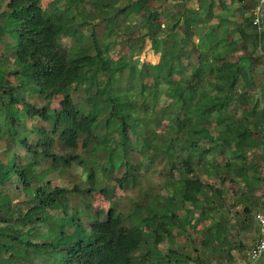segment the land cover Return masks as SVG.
Here are the masks:
<instances>
[{"label":"trees","instance_id":"1","mask_svg":"<svg viewBox=\"0 0 264 264\" xmlns=\"http://www.w3.org/2000/svg\"><path fill=\"white\" fill-rule=\"evenodd\" d=\"M146 1L130 0L129 3L119 8L112 18L116 17V13L126 16L129 13H137L141 8L148 11V7L145 5ZM102 4L104 5L101 7L106 6V2H102ZM149 11L148 15L151 19L145 22L146 35L152 44H155L154 39L160 31V26L155 22L157 12L150 9ZM0 16L3 20L15 24L7 30L11 39L6 43V46L12 49L13 54V67L7 75L14 77L15 81L10 82L5 75H0V112L5 111L7 107L13 109L14 116L10 118L8 126L10 134L14 133L12 130L14 124L15 126H26L25 120L17 118L16 113L23 106L26 107L27 118H37L46 124L45 127L30 126L29 130L37 136L34 143H31L26 137L21 138L19 143L23 145L26 153L50 159V162L55 166H79L85 171L87 170L88 187L78 189L73 186L71 189L74 192L87 196H91L95 192L102 195L107 194L105 188L99 186L95 180L96 168L101 169L102 172H106L107 169L104 168L103 162L96 163L90 157L86 155L84 157L80 152L63 155L53 153L51 150L53 141L59 140L65 148L73 150L78 148L77 138L82 135L81 148L84 149L89 140L95 143L107 140V136L110 134L100 132L99 129L102 126L106 127L107 123L111 122V126L114 125L122 137L131 132L139 137L142 150L152 149L148 156H151L153 160H164L169 171L177 167L184 168L185 175L178 176L173 180L174 193L180 204H193L201 201L207 211L204 212L203 209H200V214L212 216L216 214V206L223 203L222 191L219 188L211 186L199 177L186 175L192 172L190 168L192 157L189 152L193 151L196 156L206 160L220 156L221 161L218 163L215 159L214 165L222 163L223 172L219 175L221 185L227 183L231 186L228 190L245 201L246 211L253 213L262 206L261 198L255 196L252 186H248L249 182L256 178L254 176L257 173L250 175L247 171L251 170L252 172L254 169L258 171L260 163L264 159V149L261 152L257 146L258 142H264V138L260 134L264 118V105L258 106L254 102L248 106V101L251 98L247 91L248 88H251L250 73L247 71L239 76L236 72L237 68L234 72H229V62L225 60L227 55L214 57L198 54L197 63L192 66L193 76L197 79L200 76L199 71L202 70L213 77V81H206L212 91V96L209 95V90L199 88L198 81L196 83L188 82L187 93L184 92V88L180 87L165 89L163 96L166 100L163 99L157 106L154 86L158 83L159 74L162 73L168 77L178 67V61L175 65L172 64L178 54L172 52L171 46L167 48L165 56L162 55L159 69L155 64L148 63H141L139 68L134 64L126 67L120 62L113 63L109 60L104 54V50L96 43L93 34L86 40H81L82 33L74 35L76 26L81 24H76L71 18L54 12L46 13L40 6L39 0H7ZM193 19V16H188L183 20L184 35H188V32L194 29V26L191 25ZM252 25H250L254 33L252 39L259 36V39L264 41V32L261 30L260 35L257 34L256 26ZM166 27H168L167 24L161 28L167 29ZM174 27L173 23L168 29ZM1 29L0 37L4 32ZM62 36H69L75 42L80 40L81 42L78 45L73 43L70 46H63L59 42ZM194 44L196 43L194 42ZM199 44L200 42L196 46H200ZM232 47L235 45L232 44ZM239 49L243 51L246 48L241 44ZM244 57L241 55L239 60ZM246 57L249 60L248 68L251 70L259 60L252 58L251 55H246ZM92 63L97 65V71L88 77L82 75L81 69ZM149 71L154 72V75L151 84L143 92L138 81L143 77H148ZM134 79L138 80L136 84ZM237 79L242 80V89L234 99V107H228L226 106V95ZM79 86L85 88L81 102L75 101L70 95V91ZM92 86L94 87L93 91H91ZM252 90L255 91L254 88ZM129 91H134L139 95V108L143 115L138 118L132 115L136 101L129 97ZM120 93L121 97L118 96ZM26 96H39L47 101L56 100L59 108L48 111L45 106L38 107L29 103ZM169 97H171L170 100ZM193 100L202 103L200 111L202 118L213 115L216 126L223 124L221 129L217 130L216 135L212 136L213 142L206 147H199L198 142L202 135L208 133L207 128L190 118L189 108ZM115 102L116 108L120 106V102L123 103L125 114L118 112L115 114L116 112L112 111L115 108ZM106 105H112V110L109 113L104 111ZM226 108H230L232 111L239 109L241 122L237 118H231L225 124L226 121L223 117ZM147 112H150L148 117L145 116ZM101 116L104 120L103 125L100 121ZM109 116L112 118L110 121ZM154 129H157V132ZM246 147H253L254 151L248 154V149L245 150ZM17 157L20 159L19 156H12L11 168L8 167L7 174L5 173L7 176L11 174V172L8 173L10 169H13V173L17 171L15 169ZM120 164L126 167L127 161L122 160ZM32 165V160L27 161L20 167V171L18 170L19 173H22L20 179H24L22 186L26 185L27 189L29 187L26 176L31 171ZM232 174L235 176H231ZM127 180L132 181L129 166L120 177L116 178V182L118 186H121ZM238 184L246 186L244 185L245 187L241 189L237 187L234 190L232 187L238 186ZM206 190L209 192L208 195ZM29 191L32 193L26 198L25 205L28 204L27 207L20 216L18 215L19 221L31 224H50L54 222V218L57 221L65 218L68 209L64 196L68 190L65 187L52 185L46 181L43 186L38 184ZM166 198L172 199L171 197ZM136 206L137 204L134 205L137 214L128 223L124 221L120 213L110 207L105 219H91L87 232L80 233L76 241L60 232L61 243L51 244V241H43L38 244L25 240L26 251L23 253L17 252L11 244L0 243V263L8 264L15 261L17 264H29L33 258L44 259L46 255L53 254L60 255L58 264H152L148 260H135L131 252L147 239H151L152 243L159 241L160 232L164 228L163 218H166L163 210L165 206L161 205L160 210L151 207L145 215L140 214L143 208ZM58 209L59 213L49 212ZM0 222L6 223L7 218L0 216ZM61 222L64 225L66 221L64 222L62 219ZM70 223H75V228L79 226L78 220H72ZM1 228L12 230L11 234L0 232L10 241L21 240L17 229H13L10 225H4Z\"/></svg>","mask_w":264,"mask_h":264},{"label":"rangeland","instance_id":"2","mask_svg":"<svg viewBox=\"0 0 264 264\" xmlns=\"http://www.w3.org/2000/svg\"><path fill=\"white\" fill-rule=\"evenodd\" d=\"M6 1L0 0V12L4 10ZM102 2H106V6L101 7L104 5ZM129 2L130 0H39L40 6L46 13L54 12L63 17L71 18L76 24H81L76 26V33L74 34L82 33L81 40H86L93 34L96 43L113 63L120 62L126 67L134 64L137 68L141 63H148L155 64L159 69L162 63V55L165 56L167 48L171 46L172 52L178 54L172 64L175 65L178 61V67L168 77H165L162 73L159 74L158 83L154 86L157 106L163 99L166 100L163 96L165 89L180 87L184 88V92L187 93L188 82L196 83L198 81L200 89L210 91L206 81L214 80L211 75L202 70L199 71L200 76L198 79L193 76L192 66L197 63L198 54L214 57L227 55L225 60L229 62V72H234L237 68V75L240 76L241 73L248 71L251 80V88L247 89L251 96L248 106H251L254 102L258 106L264 105V41L261 38L259 39V36L254 40L252 39L254 33L253 28L250 26L252 25L251 11H247L248 14L242 18L239 11L241 8L235 7L229 0H225L221 4L220 0H147L145 5L148 7V11L150 9L157 12L155 22L160 26V31L154 39L155 44H152L146 35L145 23L151 18L144 8L139 9L137 13H129L126 16L116 13V17L112 18V15L119 8ZM209 9L214 12H211V22L209 20L205 21V14L209 12ZM172 16L174 17L172 18ZM188 16L194 17L191 21L194 29L188 32V35H184L183 20ZM173 23L175 27L168 29ZM166 24L167 29L161 28ZM14 25L11 21L7 22L0 16V27L2 28L0 29L4 31H2L3 34L0 37V75H5L10 82L15 81L14 77L7 75L13 67V54L12 49L9 46L7 47L6 43L11 39L7 30ZM255 29L257 34L260 35L261 30L256 27ZM238 30H243L244 36L240 37ZM81 40L75 42L69 36H62L59 42L63 46H70L73 43L80 44ZM194 42L196 44L200 42V46H196ZM232 44L235 47H232ZM241 44L246 48L243 51L239 49ZM241 55L245 57L239 60ZM246 55H251L252 58L259 60L257 61L258 64L251 70L248 68L249 60ZM96 71L97 65L95 63L81 69L82 75L86 77ZM255 73L260 77L255 76ZM153 75L154 72L149 71L148 77H143L139 81L134 79L133 81H135V84L138 81L140 89L145 92L151 84ZM258 78H261V80ZM242 85V80L237 79L235 81V84L226 95V106L234 107V99L237 93L241 91ZM253 86H257L258 91L253 92ZM84 90V87L79 86L75 90H71L70 95L75 101L79 100L81 102L83 101ZM93 90L94 87L92 86L91 91ZM128 94L131 99L136 101L132 115L136 118L142 116L143 112L139 108L138 93L129 91ZM211 94L212 91L209 95ZM118 96L121 97V93ZM26 99L29 103L38 107L45 106L48 111L59 108L56 100L47 101L39 96H26ZM170 99L171 97H169ZM114 104V110H112V105H106L104 111L106 110L109 113L112 110L116 112L115 114L117 112L119 114L126 113L122 102H120L118 108H116V102ZM201 104L194 100L191 102L189 108L190 118L207 128L208 133L202 135L198 142L199 147H206L213 142L212 136L216 135L217 130H220L223 124L216 126L213 115L202 118L200 113ZM16 113L17 118L25 120L26 126H15L14 124L12 128L14 133L10 134L8 126L10 125V118L14 116L13 109L7 107L5 111L0 112V216L7 218L6 223L0 222V232L11 234L12 230L1 228L4 225H10L13 229H17L21 240L10 241L7 236L0 234V243L11 244L13 249L23 253L26 251L25 240L38 244L43 241H51V244L61 243L60 232L76 241L80 233L87 232L89 221L93 218L104 220L110 207L114 208L115 212L120 213L126 223L130 222L132 217L137 214L134 208V205L137 204V206L143 208L140 213L142 215H145L151 207L160 210L161 205H164L165 209L163 210L166 218H163L164 228L160 232L158 242L152 243L151 239H147L148 241L145 240L132 250L131 255L135 260H148L152 264H232L229 260L233 257L229 253L231 247H234L232 253L236 257L243 253L247 246L251 245L252 211L249 213L245 210V201L228 190L231 187L229 184L224 183L221 185L219 175L223 172L222 163L217 166L214 165L215 159L218 163L221 161L220 156L206 160L196 156L193 151L189 152L192 157V163L190 164L192 172L186 175L199 177L222 191L223 203L218 204L216 214L210 216L209 214H200V209H203L204 212L207 211V208L202 206L201 201L193 204H180L174 193L173 180L178 176L185 175L184 168L177 167L169 171L164 160H153L151 156H148L151 154L152 149L142 150L143 147L139 137L132 132L122 137L119 130L115 129L114 125L111 126V122H108L106 127L102 126L99 129L100 132L110 134L107 136L108 139L98 143L89 140L84 149L81 148L82 135L77 138L78 148L73 150L65 148L59 140L55 139L51 149L53 153L63 155L80 152L96 163L103 162L104 168L107 169L106 172H102L101 169L96 168L95 174L96 183L105 188L107 194L102 195L95 192L91 196H87L76 193L71 189L73 186L78 189L88 187L87 170L85 171L84 168L79 166H55L50 162V159L25 152L19 140L26 137L31 143H34L37 136L29 130L30 126L34 128L37 126L45 127L46 124L37 118H27L25 106L18 109ZM149 114L150 112H147L145 116L148 117ZM101 117L100 121L103 125V116ZM231 118H237L241 122L240 110L232 111V109L226 108L223 117L226 121L225 124ZM111 119V116H109V121ZM154 130L157 132V129ZM260 134L264 138V118ZM263 144L264 142H258L257 144L261 152L264 149ZM246 149H248V154L254 151L253 147H246ZM13 155L20 157V159L18 157L15 159V169L17 171L13 173V169H10L8 173L11 172V174L7 176V170L8 167L11 168L10 161ZM31 160L33 165L26 176L29 187L27 189L26 185L22 186L24 179H20L22 173H19L18 170L20 171V167ZM122 160L127 161L132 181H124L121 186H118L116 178L120 177L127 167L120 164ZM177 162H179V159H177ZM110 170L111 173L109 174ZM247 172L250 175L255 174V172L259 175L264 174V159L260 163L258 171L254 169L252 172L251 170ZM231 176H235V174ZM46 181L52 185L65 187L68 190L64 194L68 204L65 218L58 219V221L54 218L55 223L50 224L22 223L19 221L18 215L20 216L28 205H25V201L32 193L29 190L38 184L43 186ZM263 181L264 178L259 182L260 186L263 185ZM253 182H257L256 179ZM249 184L248 186H253L251 182ZM244 185L238 184V186L234 185L232 188L234 190L237 187L241 189L246 186ZM206 192L208 195V190ZM166 197L172 199L168 200ZM49 212L55 214L59 213L60 210H50ZM62 219H64V222L66 221L64 225L61 222ZM72 220H78L79 226L77 228H75V223H70ZM237 229L239 233L234 235ZM226 230H229V232H226ZM230 231H233V233H230ZM232 234L233 236H231ZM8 253L10 254V252ZM230 255L231 257H229ZM60 258V255H46L44 259L40 257L33 258L29 264H58ZM8 264L17 263L12 261Z\"/></svg>","mask_w":264,"mask_h":264},{"label":"crops","instance_id":"3","mask_svg":"<svg viewBox=\"0 0 264 264\" xmlns=\"http://www.w3.org/2000/svg\"><path fill=\"white\" fill-rule=\"evenodd\" d=\"M225 0H220V4L223 3ZM231 3H233V5H235V7H238V8H241L239 11L241 13V17L243 18L246 14H248L247 11H251V14H252V19H255V18H259L262 20V22H264V2H259L258 0H229ZM246 8V9H244ZM214 11V10H213ZM210 11L209 9V12L206 15V18H205V21H210L211 22V17H212V12ZM240 18V19H242ZM252 24V23H251ZM238 33L240 35V37L243 35L244 36V31L243 30H238ZM246 72V71H245ZM255 76H258V74L255 73ZM260 77V76H258ZM261 80V78H258ZM258 83V81H257ZM254 87V90L255 91H258V88L257 86H253ZM254 177V179H252V181H250L252 183V187H253V191H254V194L255 196L261 198V202H262V199L264 198V181H263V185L260 186L259 182L261 181L263 177V174L259 175V174H256ZM259 177H262V178H259ZM256 179L257 182H253L254 180ZM249 182V183H250ZM256 183V184H255ZM250 185V184H249ZM259 187V188H258ZM238 202V201H237ZM244 205V204H243ZM226 214V213H225ZM252 215V213H251ZM226 232H229V230H226ZM252 243L254 242V240L256 239V228H255V225H254V222L252 220ZM230 233H233V231H230ZM236 233L238 234V229L234 232V235H236ZM233 236V234L231 235ZM251 243V245H252ZM250 245V246H251ZM250 246H247L246 249L244 250L243 253H241L240 255L238 256H234V254L232 253L234 250L232 248H234L233 246L231 247V252H229L233 257L232 259H229L230 260V263L232 262V264H242L243 262L246 261V258H247V251L249 249ZM230 251V250H229ZM231 255L229 257H231ZM228 256V255H227ZM258 264H264V256H262L261 258H259V262Z\"/></svg>","mask_w":264,"mask_h":264},{"label":"built area","instance_id":"4","mask_svg":"<svg viewBox=\"0 0 264 264\" xmlns=\"http://www.w3.org/2000/svg\"><path fill=\"white\" fill-rule=\"evenodd\" d=\"M258 1L264 2V0ZM251 23L264 32V23L261 19L255 18ZM262 200V206L253 211L251 215L256 228V239L249 247L246 261L242 264H258L259 258L264 256V198Z\"/></svg>","mask_w":264,"mask_h":264}]
</instances>
